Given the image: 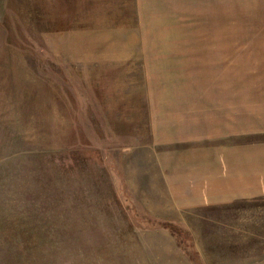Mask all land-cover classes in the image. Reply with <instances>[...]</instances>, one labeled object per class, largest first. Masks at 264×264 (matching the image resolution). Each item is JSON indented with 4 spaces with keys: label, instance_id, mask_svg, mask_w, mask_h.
<instances>
[{
    "label": "rangeland",
    "instance_id": "obj_1",
    "mask_svg": "<svg viewBox=\"0 0 264 264\" xmlns=\"http://www.w3.org/2000/svg\"><path fill=\"white\" fill-rule=\"evenodd\" d=\"M259 175L264 0H0V264H264V192L183 208Z\"/></svg>",
    "mask_w": 264,
    "mask_h": 264
},
{
    "label": "crops",
    "instance_id": "obj_2",
    "mask_svg": "<svg viewBox=\"0 0 264 264\" xmlns=\"http://www.w3.org/2000/svg\"><path fill=\"white\" fill-rule=\"evenodd\" d=\"M264 175H259L261 184L254 183V188L251 190L249 184H241L238 186L233 180L226 181L225 185H216V180H212V176L201 177L193 181L192 185L184 186L185 192L191 194L184 202L183 208H203L213 207L219 204L227 203L234 198L244 197L250 193L264 192Z\"/></svg>",
    "mask_w": 264,
    "mask_h": 264
}]
</instances>
